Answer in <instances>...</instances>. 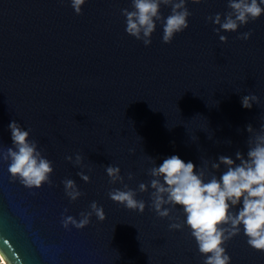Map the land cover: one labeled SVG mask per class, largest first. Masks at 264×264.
I'll return each mask as SVG.
<instances>
[{
	"label": "water",
	"instance_id": "95a60500",
	"mask_svg": "<svg viewBox=\"0 0 264 264\" xmlns=\"http://www.w3.org/2000/svg\"><path fill=\"white\" fill-rule=\"evenodd\" d=\"M187 7L186 30L165 44L157 22L146 47L125 31L121 9L131 10V0H86L81 15L70 0H0V146H12L15 120L54 168L52 187L30 190L0 164V255L8 264H202L187 226L170 231V221L151 209L150 187L137 194L144 213L128 210L109 198L123 185L111 184L105 171L120 167L137 189L151 179L148 156L159 166L178 155L197 169L221 155L235 159L236 151L247 153L246 126L259 131L264 123V15L237 32L221 31L228 37L221 43L213 31L219 26L206 18L226 13L227 0H189ZM161 12L167 17L170 8ZM249 30L250 39H237ZM249 94L259 104L245 109L241 98ZM76 153L84 167L65 159ZM66 178L84 193L75 202L64 193ZM92 201L104 221L93 215L83 229L62 227L65 208L79 219ZM181 212L177 206L173 215ZM225 247L231 264H264L243 228Z\"/></svg>",
	"mask_w": 264,
	"mask_h": 264
},
{
	"label": "clouds",
	"instance_id": "9594fccd",
	"mask_svg": "<svg viewBox=\"0 0 264 264\" xmlns=\"http://www.w3.org/2000/svg\"><path fill=\"white\" fill-rule=\"evenodd\" d=\"M76 15L82 14V6L86 0H70ZM189 0H131V10L121 9L125 17V31L144 46H150L151 37L156 31L157 22L163 28L162 42L170 44L176 34L189 27V17L192 15L187 7ZM202 0H191V3H201ZM264 0H227L228 11L216 13L206 19L215 27L213 31L219 36L221 43H227L228 37L220 32H237L250 21H256L264 15ZM169 7L170 14L165 17L161 7ZM252 30L242 32L237 39L248 40ZM259 104L255 94L242 96L241 104L245 109H251L253 104ZM8 128L11 132L12 146L6 149L0 146V164H8V172L13 181H18L27 189H39L44 184L53 186L51 176L53 163L38 147V141L30 139V130H24L20 123L13 120ZM251 135L247 140L246 155L236 151L235 159L221 155L218 161L205 160L199 167L189 161L185 162L178 155H171L156 166L154 158L148 156L151 167L147 174L151 179L148 183L141 182L137 189H132L124 182L121 169L108 165L105 168L109 182L121 184L123 189L113 188L108 192L109 198L126 209L143 214L146 202L137 199L138 193L151 192L150 207L157 217L167 218L170 231H182L185 226L194 238L199 254L204 257L202 264H231V256L225 245L234 237L243 234L247 244L256 251L264 252V123L256 131L251 124L246 126ZM231 143V141H227ZM134 154V149H130ZM65 159L76 167H84L83 156L76 153ZM237 161L239 163H237ZM226 169L217 176L221 166ZM85 182L90 177L83 171L77 173ZM129 181L134 174H127ZM64 193L70 202H75L84 193L79 189L75 180L64 179ZM242 202V207L235 211ZM167 206V207H165ZM177 206L182 209L178 215H173ZM65 208L61 214V225L70 230V226L83 229L91 223L93 215L98 221H104L106 214L102 206L92 201L89 210L81 211L79 219L67 215ZM184 216L186 219H181Z\"/></svg>",
	"mask_w": 264,
	"mask_h": 264
},
{
	"label": "rangeland",
	"instance_id": "374dc122",
	"mask_svg": "<svg viewBox=\"0 0 264 264\" xmlns=\"http://www.w3.org/2000/svg\"><path fill=\"white\" fill-rule=\"evenodd\" d=\"M0 264H8L5 260L4 263L2 262V260L0 259Z\"/></svg>",
	"mask_w": 264,
	"mask_h": 264
},
{
	"label": "bare ground",
	"instance_id": "6f19581e",
	"mask_svg": "<svg viewBox=\"0 0 264 264\" xmlns=\"http://www.w3.org/2000/svg\"><path fill=\"white\" fill-rule=\"evenodd\" d=\"M0 259L2 260V262L4 263V259L2 258V256L0 255Z\"/></svg>",
	"mask_w": 264,
	"mask_h": 264
}]
</instances>
